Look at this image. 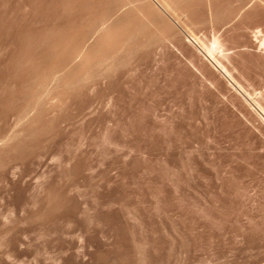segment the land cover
<instances>
[{
    "label": "rangeland",
    "instance_id": "1",
    "mask_svg": "<svg viewBox=\"0 0 264 264\" xmlns=\"http://www.w3.org/2000/svg\"><path fill=\"white\" fill-rule=\"evenodd\" d=\"M263 41L264 0H0V264H264Z\"/></svg>",
    "mask_w": 264,
    "mask_h": 264
},
{
    "label": "bare ground",
    "instance_id": "2",
    "mask_svg": "<svg viewBox=\"0 0 264 264\" xmlns=\"http://www.w3.org/2000/svg\"><path fill=\"white\" fill-rule=\"evenodd\" d=\"M74 1H75V0H74ZM168 2H169V1H168ZM150 3H151V2H150ZM35 4H36V3H35ZM123 4H124V3H123ZM123 4H122V5H123ZM166 4H168V3L166 2ZM147 5H148V4H147ZM149 6H150V5H149ZM151 6H152V5H151ZM114 7H115V6H114ZM83 8H84V7H83ZM107 8H108V7H107ZM36 9H37V8H36ZM109 9H110V8H109ZM121 9H122V8H121ZM150 12H151V11H150ZM60 13H61V12H60ZM153 13H154V12H153ZM124 14H125V13H124ZM118 15H119V14H118ZM144 15H145V14H144ZM111 17H112V16H111ZM115 17H117V16H115ZM93 18H94V17H93ZM37 20H38V19H37ZM117 20H118V19H117ZM93 21H94V20H93ZM106 21H107V20H106ZM113 21H114V20H113ZM81 22H82V21H81ZM107 22H108V21H107ZM107 22L104 21V23H101L102 25H100V26L96 29L95 32L98 33V35H100V34L102 35V33L106 32V30H110V26H109V25L106 26V24H105V23H107ZM98 23H99V22H98ZM48 26H49V25H48ZM2 27H3V26H2ZM6 27H7V26H6ZM111 28H112V27H111ZM112 30H113V29H112ZM114 30H117V28L114 29ZM12 32H13V31H12ZM108 32H109V31H108ZM108 32H107V33H108ZM112 32H113V31H112ZM135 32H136V31H135ZM39 33H40V32H39ZM96 33H95V34H96ZM110 33H111V32H110ZM115 33H116V32H115ZM115 33H113V34H115ZM117 33H118V32H117ZM119 33H120V32H119ZM21 34H22V33H21ZM21 34H20V35H21ZM111 34H112V33H111ZM111 34H110V35H111ZM101 35H100V36H101ZM108 35H109V34H108ZM110 35H109V36H110ZM102 36H103V35H102ZM102 36H101V37H102ZM106 36H107V35H106ZM117 36H119V35H117ZM126 37H127V36H126ZM128 37H129V36H128ZM97 38H98V37H97ZM104 38H105V40L107 39L106 37H104ZM99 39H100V38H99ZM108 39L111 40L112 38L110 37V38H108ZM129 39H130V38H129ZM16 40H17V39H16ZM97 40H98V39H97ZM110 40H109V41H110ZM67 41H68V40H67ZM94 41H96V40H94ZM98 41H99V40H98ZM100 41H101V40H100ZM100 41H99V42H100ZM88 42H89V40H88ZM99 42H98V43H99ZM12 43H13V42H12ZM100 43H102V41H101ZM263 43H264V41H263ZM5 44H6V43H5ZM65 44H66V43H65ZM88 44H90V43H87V45L82 44L83 47L80 45L82 48L79 46V48H81V49H80V52L75 56V59H77V60L79 59V61L81 62L82 67L84 66V64H87V65H88V62H87V56H88L89 53L92 52V51H91V50H92L91 48H92V45H93V44H92V45H91V44L88 45ZM95 44L98 45L97 43H95ZM102 44L104 45V43H102ZM102 44H101V45H102ZM125 44H126V43H125ZM11 45H12V44H11ZM38 45H39V44H38ZM42 45H43V44H42ZM60 45H61V44H60ZM84 45H85V46H84ZM101 45H100V46H101ZM103 45H102V46H103ZM115 45H116V44H115ZM30 46H31V45H30ZM72 46H73V45H72ZM94 46H95V45H94ZM98 46H99V45H98ZM100 46H99V47H100ZM102 46H101V47H102ZM116 46H117V45H116ZM24 47H25V46H24ZM26 47H27V46H26ZM96 47H97V46H96ZM101 47H100V48H101ZM105 47L107 48V46H105ZM74 49H75V48H74ZM96 49H97V48H96ZM22 50H23V49H22ZM110 50H112V49H110ZM110 50H109V51H110ZM24 51H25V50H24ZM71 51H74V50L72 49ZM71 51H70V53H71ZM96 51H98V50H96ZM113 51H114V50H113ZM125 51H126V50H125ZM100 52H101V50H100ZM128 52H129V51H128ZM72 53H73V52H72ZM94 53H95V51H94ZM107 53H109V52H107ZM68 54H69V53H68ZM95 54L97 55V53H95ZM95 54H94V55H95ZM112 54H113V53H112ZM114 54H115V52H114ZM117 54H118V53H117ZM119 54H120V52H119ZM206 54H207V53H206ZM39 55H40V54H39ZM66 55H67V54H66ZM109 55H110V54H109ZM120 55H121V54H120ZM14 56H15V55H14ZM14 56H13V57H14ZM18 56H19V55H18ZM53 56H54V55H53ZM89 56H91V55H89ZM98 56H99V55H98ZM207 56H208V55H207ZM41 57H42V56H41ZM113 57H114V55H113ZM96 59H97V58H96ZM106 59H108L107 54H106L105 52H101V53H100V56H99V61H100V62H102V61L104 62V61H106ZM110 60H111V59H110ZM63 61H64V60H63ZM67 61H68V60H67ZM96 61H97V60H96ZM96 61H95V62H96ZM99 61H98V63H99ZM108 61H109V59H108ZM111 61H112V60H111ZM111 61H110V62H111ZM68 62H69V61H68ZM103 62H102V63H103ZM106 62H107V61H106ZM113 62H114V61H113ZM113 62H112V63H113ZM59 63L61 64V63H63V62L60 61ZM64 63H66V61H65ZM104 63H105V62H104ZM112 63H111V64H112ZM60 64H57V65L59 66ZM79 64H80V63H79ZM94 64H95V63H94ZM109 64H110V63H109ZM15 65H16V64H15ZM49 65H50V64H49ZM54 65H55V64H54ZM67 65H68V68H69V69H74L73 67H75V66H72V68H71V62H70V65L67 64V63H66V65L64 64V66H67ZM72 65H73V64H72ZM74 65H75V64H74ZM104 65H105V64H104ZM107 65H108V62H107ZM16 66H17V65H16ZM64 66L61 67V65H60L59 67L64 68V70H65L66 67H64ZM69 66H70V67H69ZM88 66H90V65H88ZM95 66H97V65H95ZM99 66H101V65L99 64ZM103 67H104V66H103ZM17 68H18V67H17ZM30 68H31V67H30ZM83 68H84V67H83ZM87 68H88V67H87ZM90 68H91V67H90ZM46 69H47V67H46ZM50 69H51V68H50ZM57 69L59 70V68H57ZM57 69H56V70H57ZM75 69H76V67H75ZM91 69H92V68H91ZM100 69H101V68H100ZM104 69H105V67H104ZM46 71H47V70H46ZM50 71H51V70H50ZM52 71L54 72L55 69H53ZM52 71H51V72H52ZM65 71H66V70H65ZM68 71H69V70H68ZM70 71H71V70H70ZM70 71H69V72H70ZM85 71H87V70H85ZM35 72H36V71H35ZM51 72H50V73H51ZM63 72H64L63 69H61V71L59 70V71L55 72L54 74H52V78H51V80H50V82H49V85L52 84L53 87H56V88L53 89V88H51V86L49 87V85H47L45 88L43 87V88H44V92H43V88H42V90H41V91L43 92V95H41L42 93L39 95L41 98H42L44 95H45V97H47V96H48L47 93H49L51 90H52V91H53V90L56 91L57 87H59L60 84H63V85H64V83L68 82V81H67L68 79H69V80H72V76H73V75L71 76V79L68 78V77H69V75L73 74L75 71L73 70V73L70 72L71 74H69L68 76H67V73H68V72H67L66 74H64ZM76 72H77V70H76ZM99 72H100V71H99ZM27 73H28V72H27ZM102 73H103V72H102ZM77 74H78V73H77ZM42 76H43V75H42ZM44 76H46V75H44ZM65 76H67V77H65ZM74 76H76V74H75ZM74 76H73V78H75ZM78 77H79V76H78ZM28 78H29V77H28ZM33 78H34V77H33ZM66 78H67V79H66ZM45 79H46V78H45ZM45 79H44V81H45ZM85 79H86V78H85ZM42 80H43V78H42ZM42 80H41V81H42ZM95 80H96V79H95ZM27 81H28V80H27ZM85 81H87V80H85ZM69 82H70V81H69ZM69 82H68V83H69ZM80 82H82V81H80ZM75 83H76V82H75ZM66 84H67V83H66ZM32 85H33V84H32ZM69 85H70V84H69ZM74 85H75V84H74ZM66 86H67V85H66ZM10 87H11V86H10ZM63 87H65V86H63ZM72 87H73V86H72ZM50 88H51V89H50ZM34 90H35V89H34ZM34 90H33V91H34ZM39 90H40V89H39ZM63 90H64V89H63ZM56 92H57V91H56ZM24 93H25V92H24ZM44 93H45V94H44ZM59 93H60V92H59ZM65 93H66V92H65ZM49 94H50V93H49ZM49 96H50V95H49ZM49 96H48V97H49ZM52 96H53V97H52ZM52 96H50V98H51V99H52V98L54 99V94H53ZM55 96H56V95H55ZM65 96H66V95H65ZM48 97H47V98H48ZM56 98H57V97H56ZM85 98H87V97H85ZM34 99H35V96H34ZM34 99H33V100H34ZM43 99H45V98H43ZM66 99H67V98H66ZM68 99H69V98H68ZM45 102H46V101H45ZM63 102H64V101H63ZM11 103H12V102H11ZM27 104H28V103H27ZM27 104H26V105H27ZM31 104H32V103H31ZM29 105H30V104H29ZM42 105H44V104H42ZM47 105H48V103H47ZM32 106L34 107V104H33ZM32 106H31V107H32ZM39 106H40V105H39ZM45 106H46V105H45ZM28 107H29V106H28ZM24 108H25V110H26V107H25V106H24ZM35 108H36V106H35ZM56 108H57V106H56ZM49 109H50V108H49ZM27 110H28V109H27ZM32 110H36V109H32ZM30 111H31V110H30ZM40 112H41V111H40ZM25 113H26V111H25ZM28 113H29V112H28ZM25 115H27V113H26ZM27 116H28V115H27ZM22 117H23V116H22ZM24 117H25V116H24ZM26 118H27V117H26ZM21 119H23V118H21ZM21 121H22V120H21ZM26 121H27V120H26ZM12 136H13V135H12ZM12 136H11V137H12ZM16 138H17V136H16ZM13 139H14V138H13ZM15 140H16V139H15ZM5 141H6V140H5ZM7 143H8V142H7ZM79 163H80V162H79Z\"/></svg>",
    "mask_w": 264,
    "mask_h": 264
}]
</instances>
